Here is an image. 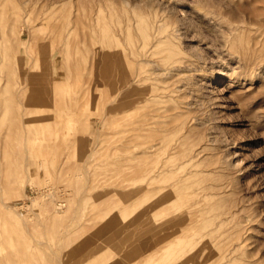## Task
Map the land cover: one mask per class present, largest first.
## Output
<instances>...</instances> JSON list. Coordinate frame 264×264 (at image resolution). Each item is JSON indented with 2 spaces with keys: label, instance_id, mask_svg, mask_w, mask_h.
Returning <instances> with one entry per match:
<instances>
[{
  "label": "rangeland",
  "instance_id": "obj_1",
  "mask_svg": "<svg viewBox=\"0 0 264 264\" xmlns=\"http://www.w3.org/2000/svg\"><path fill=\"white\" fill-rule=\"evenodd\" d=\"M151 263L264 264V0H3L0 264Z\"/></svg>",
  "mask_w": 264,
  "mask_h": 264
},
{
  "label": "bare ground",
  "instance_id": "obj_2",
  "mask_svg": "<svg viewBox=\"0 0 264 264\" xmlns=\"http://www.w3.org/2000/svg\"><path fill=\"white\" fill-rule=\"evenodd\" d=\"M2 5H3V0H0V6H2ZM129 112H130L129 114H130L131 118H134L136 116V120L132 121L131 125L135 126L136 124L140 123V124L143 125L144 128L146 127V129H147V125L149 123H151L150 121L152 119H154L155 117L161 116L160 114L152 115L150 113V111L147 112V108L146 107H144V106L143 107H140V106L138 107V106L135 105V103H133L131 105V109H130ZM137 116H139V117H137ZM132 132H135V129H132ZM136 146H137L136 145V141H135V139L133 137L130 140V149L134 150L136 148ZM161 149L162 148L160 147L159 143H148V142L146 143L145 147L143 148L142 155H141L142 156L141 160H142V163L146 167L147 170L143 173L142 180L148 187L153 185L156 182H159L161 177L165 173L163 170L157 171V172H153L150 169L148 170V167H150L151 164H152V156L158 154L159 152H161ZM194 159H195L194 156L189 158L185 162V164L192 163L194 161ZM151 191L152 190H150L149 188L146 191L145 206H144V210H143L144 215L146 217H150V218L153 217V216L154 217H160V218H166L168 216V214L170 213V211H174L173 207H171L168 204H164L161 200H158V201H155L154 203H152V201H153V199H152L153 198V193ZM180 224H181V222H180ZM182 225L184 227L185 224H182ZM160 226H161V224H160Z\"/></svg>",
  "mask_w": 264,
  "mask_h": 264
}]
</instances>
